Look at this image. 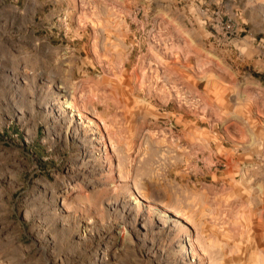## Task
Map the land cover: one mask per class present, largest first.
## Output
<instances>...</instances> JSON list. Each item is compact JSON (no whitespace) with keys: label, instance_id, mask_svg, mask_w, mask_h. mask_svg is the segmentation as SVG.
<instances>
[{"label":"rangeland","instance_id":"374dc122","mask_svg":"<svg viewBox=\"0 0 264 264\" xmlns=\"http://www.w3.org/2000/svg\"><path fill=\"white\" fill-rule=\"evenodd\" d=\"M0 264H264V0H0Z\"/></svg>","mask_w":264,"mask_h":264},{"label":"bare ground","instance_id":"6f19581e","mask_svg":"<svg viewBox=\"0 0 264 264\" xmlns=\"http://www.w3.org/2000/svg\"><path fill=\"white\" fill-rule=\"evenodd\" d=\"M69 126H72L73 127V129L75 130V132L77 133V134H81L82 133V128H81V126H80V124L75 120V118L72 116V115H70L69 116ZM96 142V141H95ZM104 148H105V145H104ZM92 150L89 148V149H85L84 151H83V155L84 156H89L92 152H91ZM97 151H99V150H97ZM103 151V150H102ZM99 153V152H98ZM90 160V159H89ZM95 166H97V165H95ZM95 166H94V164L92 163V165H91V167H89L90 169H93V168H95ZM102 171V170H101Z\"/></svg>","mask_w":264,"mask_h":264}]
</instances>
